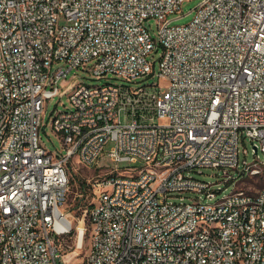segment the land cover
I'll list each match as a JSON object with an SVG mask.
<instances>
[{
  "label": "built area",
  "instance_id": "2783aa9c",
  "mask_svg": "<svg viewBox=\"0 0 264 264\" xmlns=\"http://www.w3.org/2000/svg\"><path fill=\"white\" fill-rule=\"evenodd\" d=\"M184 1L0 0V264H264V0H202L191 22L171 24ZM157 44L165 90L134 83L154 73ZM80 66L127 83L73 82L61 93L72 108L53 113L58 155L42 142L45 102ZM110 142L113 161L141 163L99 166ZM72 159L102 171L87 180L84 230L66 207ZM207 167L234 189L213 200L219 182L191 174ZM245 176L262 181L260 197L239 187ZM245 199H256L249 214ZM225 206L230 222L218 218ZM199 222L208 230L178 240ZM217 227L224 236L212 242Z\"/></svg>",
  "mask_w": 264,
  "mask_h": 264
},
{
  "label": "rangeland",
  "instance_id": "374dc122",
  "mask_svg": "<svg viewBox=\"0 0 264 264\" xmlns=\"http://www.w3.org/2000/svg\"><path fill=\"white\" fill-rule=\"evenodd\" d=\"M202 0H185L181 6V9L179 11L173 12L169 15V19L172 20L171 24H178L183 25L191 22L195 15V8L196 6L201 2ZM64 22V19L62 20ZM150 33L152 37L157 38L158 35V23L155 18H150L146 22ZM163 47L160 44H157L156 47L151 51L147 58L150 62L153 63V70L154 73L149 75L148 77L144 78H137L136 81H134L135 84H144V83H154V82H160L162 85V90H165V86L167 85V82L160 78L158 75L159 72V58L162 54ZM64 65V62L62 60L56 62L53 64L52 68L56 69L60 66ZM110 78H98L96 77L89 69L85 66H80L79 68H74L71 70L67 78H63L59 83L60 93L58 95H55L54 97H51L49 99H46L45 102V108H44V119L43 124L41 127V136H42V142L44 146L58 154H64L66 152V148L63 144V138L62 134L58 131H56L53 127L52 121H53V113L55 110H66L72 108V102L70 100V97L68 94L61 93L63 91H66L68 93V89H70L73 82H83L86 84H103L107 81H112L115 83H127L126 80H123L118 77H113L112 75H109ZM113 77V78H111ZM72 89H70L71 91ZM69 91V92H70ZM166 94L164 92L161 93V96H165ZM123 120L125 122H129L130 119L123 116ZM113 142H110L106 145V152L103 157L99 160V166L101 167H120L125 168L127 166H137L141 162H130V161H119L115 162L111 159V157L107 154V151L112 148ZM241 151L244 147H246L249 150V159H252L254 156V150H253V144L249 139H246L244 142L241 140ZM243 155V153H242ZM260 156L263 157V153L260 152ZM101 170L98 169H90L76 160L72 159L69 161V173H70V192H69V198L67 202V209L70 210L74 216L79 218V220L83 219V216L85 214V209L90 208L93 199H92V189L90 185L87 183V180L89 178H93L99 173H101ZM191 174L199 179L210 181V182H219L218 184L214 185V188H221L222 190L217 193L216 197L213 198V200H217L221 198L223 195L230 193L234 189V183L232 182H226L224 180V177L222 176V173L219 172L216 168H204L203 173H199L197 171H191ZM244 178V181L239 182V187H251L253 191H256L257 187L261 186L262 181L252 179L248 176L242 177ZM241 178V179H242ZM249 178V179H248ZM81 193H83L81 195ZM197 194L195 192H185L183 193V196L187 197H195ZM187 200V199H186ZM83 225L86 227L89 226L88 216L85 217L84 220H82ZM79 224V221H78ZM89 248V230L85 234L84 238V245L81 249H79L76 253L72 254L74 256V260H80L83 258L85 253L87 252Z\"/></svg>",
  "mask_w": 264,
  "mask_h": 264
},
{
  "label": "bare ground",
  "instance_id": "6f19581e",
  "mask_svg": "<svg viewBox=\"0 0 264 264\" xmlns=\"http://www.w3.org/2000/svg\"><path fill=\"white\" fill-rule=\"evenodd\" d=\"M253 197H260V189L253 191ZM256 206V199H245L241 205V214H249L250 209ZM234 214L233 206H225L222 210L218 211V218L223 222H230ZM79 227L84 230L83 222H80ZM208 230L207 222H199V225L191 228L178 231V240H196L199 234ZM224 236V227H217V232L212 235V242H220ZM51 264H58V256H51Z\"/></svg>",
  "mask_w": 264,
  "mask_h": 264
}]
</instances>
